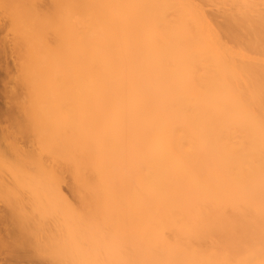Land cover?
<instances>
[{
    "label": "bare ground",
    "instance_id": "bare-ground-1",
    "mask_svg": "<svg viewBox=\"0 0 264 264\" xmlns=\"http://www.w3.org/2000/svg\"><path fill=\"white\" fill-rule=\"evenodd\" d=\"M0 18L38 144L5 165L0 243L41 264H264V0H0Z\"/></svg>",
    "mask_w": 264,
    "mask_h": 264
},
{
    "label": "rangeland",
    "instance_id": "rangeland-1",
    "mask_svg": "<svg viewBox=\"0 0 264 264\" xmlns=\"http://www.w3.org/2000/svg\"><path fill=\"white\" fill-rule=\"evenodd\" d=\"M6 34L7 30L4 21L0 18V41H3V38L8 37ZM12 58L13 56L9 51L0 53V184L3 180H10V174L7 172L8 170H6L5 165L8 164V162L9 164L12 162L13 149L15 147L37 149L38 146L37 135L33 131V128L29 126L25 114L19 108L12 106L10 94V89L13 86V83L11 82V74L14 72ZM37 158L38 157L33 158L25 166V171L32 175L34 179H40L43 175L37 167ZM54 184L55 183L51 186ZM53 188H55V186H53ZM63 189L68 193L67 184H63ZM6 209L7 206L5 200H3V197L0 194V214ZM5 228H7V224L0 218V233H4ZM12 241L13 239L8 238L0 243V264H3V262L4 264L42 263L41 259L33 253L35 250L32 249V247L13 249V247H11Z\"/></svg>",
    "mask_w": 264,
    "mask_h": 264
}]
</instances>
